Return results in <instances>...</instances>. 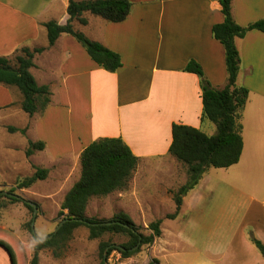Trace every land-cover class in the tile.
<instances>
[{"label":"crops","instance_id":"obj_1","mask_svg":"<svg viewBox=\"0 0 264 264\" xmlns=\"http://www.w3.org/2000/svg\"><path fill=\"white\" fill-rule=\"evenodd\" d=\"M130 1L132 11L123 22H109L88 12L84 14L87 24L75 21L77 30L121 56L122 67L117 72L97 66L69 34H62L55 45L49 46L45 23L54 20L68 24L69 0H0V57H14L24 47L46 49L35 56L31 71L39 85L50 86L52 102L33 120L27 134L36 122L44 124L52 113L60 112L65 115L68 136L61 138L58 148L39 135L37 140L46 143L42 152L55 151L53 158L69 157L80 162L83 150L95 140L122 138L139 157L129 188L106 198L114 213L125 212L147 228L176 211L170 191L187 181L186 166L169 152L173 125L192 126L208 135L217 131L214 123L202 120L201 80L186 68L195 61L213 87H226L225 48L212 32L224 21V15L219 0ZM233 15L239 25L247 27L264 18V0H233ZM236 45L241 59L237 84L249 90L241 118L244 139L249 112L264 116V33L252 30L244 38H237ZM52 81L58 82V87ZM21 102L17 88L0 85V141L12 140L9 154L20 148L15 141L21 133H11L8 127L26 128L29 124L25 122L35 116L24 115ZM240 163L228 169L238 168ZM213 169L184 197L178 217L169 219H186L193 226L188 241L197 254L190 264H264V257L245 230L253 225V213L260 206L264 208V203L255 198L245 200L246 212L232 223L234 214L229 209L236 201L219 206L205 193L210 191ZM233 193L245 197L236 190ZM256 235L264 243V234L256 230ZM162 236L163 230L153 245L143 246V264L153 259L161 263L157 246ZM164 249H168L167 244L163 253ZM122 260L118 264L136 263L135 255ZM0 264H11L1 247Z\"/></svg>","mask_w":264,"mask_h":264},{"label":"trees","instance_id":"obj_2","mask_svg":"<svg viewBox=\"0 0 264 264\" xmlns=\"http://www.w3.org/2000/svg\"><path fill=\"white\" fill-rule=\"evenodd\" d=\"M219 2L224 21L216 24L212 32L214 38L225 48L227 85L223 89L213 87L206 79L202 67L195 61H191L186 68V71L197 74L201 80L204 105L202 120L214 123L217 131L214 135H208L192 126L173 125V141L169 152L186 166L187 181L178 189L170 191L176 204V211L169 214L168 219L178 217L184 197L200 184L203 176L210 169H228L238 164L244 150L241 118L248 102L249 90L237 84L241 59L236 39L244 38L252 30L264 33V18L243 27L234 19L233 0H219ZM132 7L133 3L130 0H69L68 24L61 25L54 20L45 23L49 46L55 45L62 34H69L85 48L97 66L109 72H117L122 67L121 56L77 30L75 21L87 24L84 14L88 12L109 22L119 23L129 17ZM45 50L44 47L35 49L24 47L14 57H0V85L19 90L22 96L21 108L30 117L43 113L52 102L50 86L39 85L31 71L35 66V56ZM27 129V127L23 129L8 127L9 132H20L23 135L27 133ZM45 148L46 143L43 140L29 141L26 156L31 157ZM139 161V157L134 155L122 138H100L87 146L80 157V179L69 190L62 203L60 215L63 216L62 221L66 220V222L52 239L36 238L37 245L30 264H40L39 253L43 249H51L55 257H62L63 249L81 226L89 229L91 240L103 238L106 234L126 237L121 244H116L111 238L100 242V264H110L109 260L114 251H118L122 259H128L141 252L143 246L153 245L162 235V220L151 222L147 228H144L138 226L125 212L115 213L109 220L87 216L93 199L106 198L116 191L129 188ZM34 168L35 172L32 176L19 179L6 196L0 193V198L5 197L11 203L24 201L10 194L17 195L16 190L28 189L36 182L45 180L49 175L47 168L36 166ZM25 205L34 210L28 203L25 202ZM250 239L264 257V243L254 235L250 236ZM138 245L139 248L135 249ZM12 246L10 241L0 237V247L8 253L11 264H17L16 253ZM150 264H160V262L158 259H153Z\"/></svg>","mask_w":264,"mask_h":264},{"label":"rangeland","instance_id":"obj_3","mask_svg":"<svg viewBox=\"0 0 264 264\" xmlns=\"http://www.w3.org/2000/svg\"><path fill=\"white\" fill-rule=\"evenodd\" d=\"M52 84L58 87V82L52 81ZM83 90L86 97V88L83 87ZM24 115L26 114L24 113ZM40 115L37 113L33 118H28L25 122V125L29 124L27 128L32 126L33 120L36 121ZM23 122L20 121V124ZM16 124L18 125V122ZM245 127V152L240 165L238 168L213 169L210 173L212 179L210 191H205L207 197L212 202L216 200L218 205L228 200L236 201L229 209V213L234 214L232 223L238 222L243 212H246L245 202L255 198L260 203H264V116L256 117L249 112V116L245 120ZM67 128L65 115L54 112L49 116L48 122H44V124L36 122L29 134H18L19 138L15 144L20 145V148L16 149L17 151L14 153H8V149H10L8 146L12 145V140L7 142L3 138L0 141V191L9 193L19 179L34 174L35 166L49 169V175L45 180L36 182L28 189L15 192L22 199L37 206L35 233L32 231L34 210L28 208L24 201L11 203L5 197L0 198V237H4L13 244L17 264H30L37 245L36 236L46 238L57 229L63 220L60 211L64 198L81 176L79 159L53 158L57 154L55 151L51 153L37 151L33 156L27 157L26 149L29 141H38L39 135L52 146L56 145L61 148V138L64 139L68 136ZM2 129L0 128V131ZM233 189L245 197L240 198V195L233 193ZM3 195L6 196V194ZM114 214V210L109 209L107 198L93 199L87 211L89 218L101 220H109ZM253 215V225L248 226L245 230L248 235L257 237L256 230L264 234V208L260 206ZM137 224L145 227V223ZM161 227L163 236L157 246L160 252L158 255L160 264H190L197 254L196 249L188 241L190 231L193 229L191 223L186 219L167 220L166 216ZM198 234L201 236V231H198ZM110 238L116 244H121L126 240V237L122 235L110 234H106L100 239L91 240L89 229L81 226L74 232L73 239L63 249L62 257H55L51 249H43L39 253L40 264H100V242ZM249 240L251 241V239ZM166 244L168 249H164L165 253H163L162 248ZM143 249L146 247L142 248V251ZM142 251L135 255V264L144 263ZM121 261H123L121 254L114 251L109 260L110 264H118Z\"/></svg>","mask_w":264,"mask_h":264},{"label":"water","instance_id":"obj_4","mask_svg":"<svg viewBox=\"0 0 264 264\" xmlns=\"http://www.w3.org/2000/svg\"><path fill=\"white\" fill-rule=\"evenodd\" d=\"M0 193L6 194V195L8 194V193H6L4 191H0ZM10 195L22 199V197L19 196V195H14V194H10ZM24 202L28 203L29 205H31L34 208L35 216H34V219H33V222H32V231L35 233V220H36L37 206H36V204H34V203L30 202V201H27V200H24ZM65 222H66V220L62 221L58 225L57 229L54 231V233L52 235H50V236H48L46 238H41V237L36 236V238L38 240H40V239L41 240H50V239H52L59 232V230L62 228V226L64 225ZM107 224H110V223H107ZM139 246L140 245H138L135 249L139 248ZM108 250H109V248L107 249V251ZM106 257H107V253H106Z\"/></svg>","mask_w":264,"mask_h":264}]
</instances>
